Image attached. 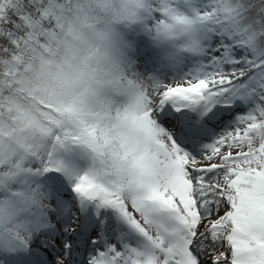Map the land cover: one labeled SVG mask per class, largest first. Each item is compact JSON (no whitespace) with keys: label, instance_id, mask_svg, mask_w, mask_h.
<instances>
[{"label":"snow or ice","instance_id":"1","mask_svg":"<svg viewBox=\"0 0 264 264\" xmlns=\"http://www.w3.org/2000/svg\"><path fill=\"white\" fill-rule=\"evenodd\" d=\"M0 264H264V0H0Z\"/></svg>","mask_w":264,"mask_h":264}]
</instances>
